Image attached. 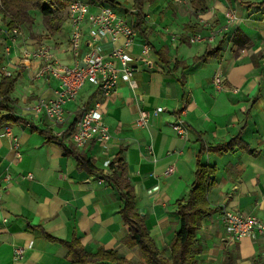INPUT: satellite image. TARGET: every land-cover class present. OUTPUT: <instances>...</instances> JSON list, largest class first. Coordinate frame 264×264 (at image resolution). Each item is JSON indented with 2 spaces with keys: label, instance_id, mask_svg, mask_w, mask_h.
Masks as SVG:
<instances>
[{
  "label": "crops",
  "instance_id": "crops-1",
  "mask_svg": "<svg viewBox=\"0 0 264 264\" xmlns=\"http://www.w3.org/2000/svg\"><path fill=\"white\" fill-rule=\"evenodd\" d=\"M89 2L90 11L114 3L121 7L120 12L113 9L119 16L136 23L131 53L136 87L119 79L105 96L86 81L75 99L63 105V121L53 125L43 113L34 116L30 106L39 97L53 98L58 80L48 74L34 78L37 63L24 65L20 60L22 48L32 45L19 38L13 42L5 28L8 38L0 45V66L8 74L20 70V75L9 94L17 120L0 126L1 133L8 125L18 141L13 147L0 136V264H69L64 242L72 238L87 252L113 250L133 264H146L139 248L124 241L123 202L105 177L111 170L104 162L117 153L122 173L121 163L112 171L130 184L148 234L167 257L179 226L176 202L191 188L201 145L205 150L200 163L215 167V172L207 193L213 210L196 232L200 254L195 264H222L225 252L231 253L232 264H264V236L253 233L232 241L221 217L223 210H231L264 219V0H203L204 8H195L193 0H143L139 10L133 0ZM69 35L63 26L55 43L45 44L62 63L82 65L88 38L84 32L74 58L67 51ZM196 36L199 40L191 42ZM142 43L150 48L145 57ZM218 45L217 57L201 58ZM110 48L105 43L103 52ZM218 73L225 80L221 89L213 84ZM95 103L111 137L106 146L95 140L76 146L66 134ZM156 107L162 110L154 113ZM141 111L149 114L143 126L136 123ZM177 117L183 121V133L171 125ZM42 129L53 138L47 139ZM60 131L65 136L56 141ZM238 133L247 148L208 150ZM63 146L83 153L102 174L78 168ZM29 242L15 257V249Z\"/></svg>",
  "mask_w": 264,
  "mask_h": 264
},
{
  "label": "built area",
  "instance_id": "built-area-1",
  "mask_svg": "<svg viewBox=\"0 0 264 264\" xmlns=\"http://www.w3.org/2000/svg\"><path fill=\"white\" fill-rule=\"evenodd\" d=\"M175 3L185 4L188 0H172ZM228 19H232L226 13ZM66 18L70 25V35L68 39V52L74 58L78 55L83 33L85 32L89 50L84 54L82 65L78 63L69 66L62 63L55 57L52 49L46 44L37 46H24L22 48L21 62L29 65L33 61L37 63L33 77H41L45 74L58 80L53 98L39 97L33 101L30 110L34 116L41 113L51 121L53 125L63 121V105L67 101L74 100L78 90L84 82L88 81L97 85L103 95H109L114 91L117 81L122 79L132 88L136 87L133 78L135 67L131 64L134 57L131 55L134 46L135 29L129 20L119 16L113 8L104 5L95 11H90L89 4L84 0H69ZM10 38L14 42L20 36V29L12 28L9 31ZM218 30H215L217 33ZM214 33L209 37H213ZM199 37H191L190 41H197ZM109 42L111 48L103 52V45ZM149 46L141 44V55L145 57L149 53ZM8 53V48L6 52ZM0 74H8L3 66H0ZM224 78L218 73L213 76V84L217 89L224 87ZM162 107H156L154 113H158ZM148 112L141 111L136 119V123L143 126L147 123ZM183 121L177 117L171 125L178 133H183ZM57 137L65 136L63 132H56ZM0 136L7 137L13 147L18 146L17 138L11 134L8 125ZM66 137L76 146H84L89 141H97L101 146H106L111 135L107 125L103 121V113L99 109V104L84 109L80 117L74 122L73 127L66 134ZM19 158L20 154L16 153ZM110 161H105L104 165L109 166ZM29 178L31 174L27 175ZM3 185L0 183V202ZM222 221L227 231V235L233 241L243 236L258 233L264 236V219L255 216H245L231 210H223ZM29 242L24 247H18L14 251L15 257H20Z\"/></svg>",
  "mask_w": 264,
  "mask_h": 264
},
{
  "label": "trees",
  "instance_id": "trees-1",
  "mask_svg": "<svg viewBox=\"0 0 264 264\" xmlns=\"http://www.w3.org/2000/svg\"><path fill=\"white\" fill-rule=\"evenodd\" d=\"M97 1L110 3L109 0ZM142 1L143 0H133V6L136 10L140 9ZM193 1L195 3V8H204L203 0ZM68 2L69 0H0L1 20L8 29H20L21 25L30 22L31 18L29 11L37 10L41 16L47 36L52 37L54 40L67 21L66 10ZM137 15L138 18H140V13H137ZM136 26V23H134L133 27L135 29ZM53 43H55V41H53ZM219 44H222V41H220ZM219 51L220 46L218 45L216 48L206 50L201 58L208 56L217 57ZM1 63L2 58L0 56V65ZM19 75L20 70L16 71L15 74H0V126L5 122L17 120L12 113L13 101L9 94L13 89L14 83L19 78ZM180 111L181 109L178 112ZM72 127L73 126H71L69 130H71ZM41 132L46 135L47 139L51 140L53 138L49 136L50 132L48 130L42 129ZM54 138L56 141L61 140V138L57 136H54ZM63 147L65 152H69L75 157L78 168H82L91 173L102 174V171L76 148ZM236 148H247V145L240 139V133L227 142L209 147L208 150L232 152ZM203 150H205V148L201 145L196 157L194 180L187 196L185 198H180L176 202V214L178 216L179 226L174 234L167 257L161 255L153 238L148 234L143 223V217L135 208L134 194L130 184L122 174L121 177H116L114 171H112L116 165L121 163L122 173V158L120 153H117L116 157L110 161L109 169L111 172L105 175V177L113 183L123 202L120 215L127 228L124 241L131 246H137L139 248L146 264H195V258L200 254V248L197 246L195 238L196 232L200 227L202 218L210 214L213 210L209 207L207 193L214 185L212 176L215 172V167L200 163L199 156ZM64 244L70 256L69 264H133L124 255L113 250L100 248L94 253L87 252L75 238H72L68 242H64ZM232 263L231 253L225 252L222 264Z\"/></svg>",
  "mask_w": 264,
  "mask_h": 264
},
{
  "label": "rangeland",
  "instance_id": "rangeland-1",
  "mask_svg": "<svg viewBox=\"0 0 264 264\" xmlns=\"http://www.w3.org/2000/svg\"><path fill=\"white\" fill-rule=\"evenodd\" d=\"M84 1L88 2L90 5L92 4L91 2H89V0ZM109 6H111V8H113L117 12H120L121 10V7L114 3H110ZM29 13L31 20L30 22L20 26L21 33L18 41H24L28 43V45L32 46L53 42L54 40L52 39V37L47 36L46 34V30L44 29V26L42 24L39 12L37 10H30ZM5 28V23L1 20L0 15V45H3L5 38H8V33ZM64 30L67 32V35H69L71 28L68 24H65ZM18 85H20V83Z\"/></svg>",
  "mask_w": 264,
  "mask_h": 264
},
{
  "label": "water",
  "instance_id": "water-1",
  "mask_svg": "<svg viewBox=\"0 0 264 264\" xmlns=\"http://www.w3.org/2000/svg\"><path fill=\"white\" fill-rule=\"evenodd\" d=\"M110 1H112V0H110Z\"/></svg>",
  "mask_w": 264,
  "mask_h": 264
}]
</instances>
